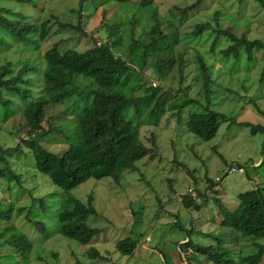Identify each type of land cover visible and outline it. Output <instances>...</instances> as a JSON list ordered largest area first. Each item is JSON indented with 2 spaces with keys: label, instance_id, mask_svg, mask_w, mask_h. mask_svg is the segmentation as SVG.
Wrapping results in <instances>:
<instances>
[{
  "label": "rangeland",
  "instance_id": "rangeland-1",
  "mask_svg": "<svg viewBox=\"0 0 264 264\" xmlns=\"http://www.w3.org/2000/svg\"><path fill=\"white\" fill-rule=\"evenodd\" d=\"M138 1L84 0L79 18L75 9L80 6V0H0V4L25 15L28 22L38 23L39 26L41 21H50L46 39L26 45L31 48L26 53L22 51L21 54L22 49L12 50L13 45L19 44L15 40H10V46L0 45V66L5 59L12 60L14 68H17L25 56L30 61H42L39 57L46 49L71 36L74 38L64 42L62 47L67 43H76L78 49H86L96 39L103 41L106 26L114 22L123 25L121 31L125 43L119 46V51L127 52L131 33L126 20L140 9ZM194 1L153 0L154 5L146 9L143 15L140 14L141 21L145 23L151 11L156 9L162 20V30L168 34L173 30L172 26L169 28V21H176L173 28L179 27L181 41H177L175 47L169 50L155 53L158 59H175L170 71L169 68L162 69L161 78L157 76L151 61L142 70L134 64V69L142 73L154 88L161 86L167 92V102L187 95L198 96L204 102L198 92L201 81L195 55L196 51H200L205 61L212 63L213 77L221 73L212 85L214 92L210 108L233 119L232 124L228 127L230 120L221 119L212 139L203 141L196 137L188 131L186 122L190 114L203 112L201 102L186 105L179 119L167 110L156 125L142 120L138 125L139 136L145 144L150 145L151 135L154 134L158 146L155 159L143 157L136 162L137 170L122 173L119 183L109 177L99 180L88 178L70 191L54 184L48 175L37 170L33 154L26 147L7 153L12 168L20 174V182L11 181V187L7 188L0 179L1 207L5 209L13 203L10 223L28 236L32 241V250L23 259L14 249L8 251L1 245L0 264H215L206 255L198 254L197 246H224L237 261L241 256L255 251L252 236L243 237L227 226L214 199L218 198L225 207L233 210L238 204V195L254 189L256 184L264 194V133L252 134L248 126L240 124L250 122L264 126V116L254 106L255 102L258 108L264 110V82L259 81L261 63L248 66L244 58L234 62L232 59L223 60L219 55L216 57L215 53H210L214 32L207 31L196 38L186 37L196 22L211 21L215 11H220L225 26L238 21L239 25L233 29L237 35L248 32L264 39V8L255 0H243L240 4L238 0H203L184 18L180 17L178 7H185ZM177 19L182 22L179 24ZM79 21L84 36H80L81 30L77 27ZM141 21L134 25L136 38L142 37V30L146 27ZM225 41L220 38L217 49L224 47ZM180 53H185L181 69ZM42 63L45 68V61ZM42 69L38 67L30 75L32 88L38 93L36 95L41 96L45 95L39 79L40 76L42 79ZM16 103H19L18 100ZM14 104L15 101L11 109ZM63 104L51 103L45 116L51 126H60L69 134L73 120L68 119L70 115ZM19 105L22 108L23 105ZM26 126L21 113L11 116L1 127L0 146L6 148L19 143L25 137ZM40 144L57 154L68 147L62 134L58 133L41 135ZM180 162L189 167L191 176L178 166ZM234 164H239L245 172H231L230 167ZM208 178L218 181L213 189ZM90 193L91 204L97 212L89 215L87 223L99 229L91 241V246L100 254L96 259L85 254L87 246L58 232L57 216L64 200L72 195L85 202ZM186 195L191 198L189 206L183 200ZM196 205L201 206L196 208ZM21 207L24 210L19 212ZM31 221H40L45 229H37ZM0 222V226L4 227L5 222ZM126 237L137 242L131 255H123L115 249V243ZM259 264H264V255Z\"/></svg>",
  "mask_w": 264,
  "mask_h": 264
},
{
  "label": "trees",
  "instance_id": "trees-1",
  "mask_svg": "<svg viewBox=\"0 0 264 264\" xmlns=\"http://www.w3.org/2000/svg\"><path fill=\"white\" fill-rule=\"evenodd\" d=\"M20 1L17 0V2ZM115 1L124 3L131 0ZM242 1L238 0V3ZM255 1L264 8V0ZM83 2L84 0H80V6L75 9L79 18ZM138 2L140 9L134 11L131 18L126 20V23L130 25L131 33L128 37L131 43L127 45V52L119 51V46L125 43L121 31L123 25L114 22L106 26V38L103 41L96 39L86 49H78L76 43H67L68 45L62 47L64 42L74 38L71 36L68 40L61 39L46 49L39 57L42 61H30L25 56L19 67L14 68L12 60L4 59L5 63L0 66V109H2L0 130L4 122L17 113H21L27 124L25 137L21 138L19 143L6 148L0 146V179L7 188L11 187L9 185L11 181L20 182V174L14 171L6 154L20 151L23 146L32 152L37 170L48 175L54 184L65 190L70 191L88 178L99 180L109 177L119 183L123 172L138 169L137 161L143 157L155 159L158 155L154 134L151 135L150 145L141 140L138 130L140 122L143 120L148 124L156 125L167 110L178 118L182 109L191 103L201 102L200 105L204 110L201 113L190 114L186 122L188 131L203 141H208L216 135L221 119L225 120L228 116L210 108L214 92L212 85L221 73H218L216 78L213 77L214 67L211 62L205 61L204 54L200 51V53L196 51L195 54L201 81L198 92L204 102L198 96L189 95L177 96L174 100L167 102L169 100L167 92L161 86L154 88L142 73L135 71L134 64L142 70L148 61H151L156 68L157 76L161 78L162 69L169 68L170 71L175 59L172 57L158 59L155 53L164 49L169 50L172 46L175 47L174 44L177 41H181L179 27L173 28L176 21H169V28L172 26L173 29L169 34L164 32L162 20L156 9L151 11L145 23L142 22L140 14L143 15L146 9H150L154 4L153 0ZM202 2L203 0H195L185 7H178V15L184 18L190 10L200 6ZM215 12L213 20L196 22L186 38H196L207 31L214 32L210 53H215L216 57L222 56L223 60H235L234 62L244 58L248 66L261 63L259 81L263 83L264 39L252 36L248 32L237 35L233 29L239 25L238 21L235 20V24L225 26V22L220 17V11ZM139 21L146 27L142 30V37L136 38L133 34L134 25ZM178 21L179 24L182 22V20ZM49 23V19H46L38 26V23L28 22L25 15L0 4L2 34L0 45L10 46V40H15L19 44L13 45L12 50L15 52L22 49L21 54L22 51L26 53L31 49L26 45L36 44L38 40L46 39ZM80 24L81 21L77 26L81 30L80 36H84L85 33ZM220 38L226 39L227 42L225 41L224 47L217 49ZM184 55L185 53L179 54L180 69L183 66ZM44 61L45 68L42 66ZM38 67L44 69H42V79L41 76L39 78L43 83L42 91L45 93L43 96L36 95L38 93L31 86L30 75L35 73ZM135 90H138L136 94ZM16 100L23 105L22 108ZM13 101L15 104L11 109ZM64 102L66 104H63ZM51 103H60L65 106L70 115L68 119L73 120L70 122L69 134H66V130L60 126H51L48 123L45 114ZM143 105L144 107L141 108ZM254 106L257 112L264 116V110L258 108L255 102ZM227 119L230 120L227 125L229 127L233 119ZM240 124L248 126L252 134L264 133V126L261 124L250 122ZM47 133L62 134L63 140L68 144L67 149L57 154L42 147L41 135ZM185 165L182 162L178 163V166L191 176L189 167ZM232 168L243 167L234 164L230 167V171ZM208 181L212 189L218 182L211 178H208ZM202 196L206 197L204 194ZM184 197L183 200L189 206L190 196ZM91 200V193L85 202L69 195L58 212V232L82 246H87L85 254L91 259H96L100 257V254L91 246V241L99 233V229L87 223L89 215L97 212ZM214 201L218 204L219 214L223 215L227 226L243 237L252 236L255 251L241 256L238 261L230 256L229 249L224 246H197L198 254L206 255L207 259L215 264H259L264 255V240L259 241L264 238V194L257 188V184L254 189L238 195V204L233 210L225 207L218 198ZM200 206L196 205V208ZM13 208L14 205L11 203L3 209L0 202V221L5 222L4 227L0 226V246H5L8 251L14 249L24 259L32 250V241L10 223ZM23 210L24 207L19 208V212ZM31 223H34L39 230L45 229L40 221H31ZM136 243L135 239L126 237L115 243V249L123 255H131ZM237 255L239 257V253Z\"/></svg>",
  "mask_w": 264,
  "mask_h": 264
},
{
  "label": "built area",
  "instance_id": "built-area-1",
  "mask_svg": "<svg viewBox=\"0 0 264 264\" xmlns=\"http://www.w3.org/2000/svg\"><path fill=\"white\" fill-rule=\"evenodd\" d=\"M231 172H239V173H243L244 172V169L243 168H232Z\"/></svg>",
  "mask_w": 264,
  "mask_h": 264
}]
</instances>
